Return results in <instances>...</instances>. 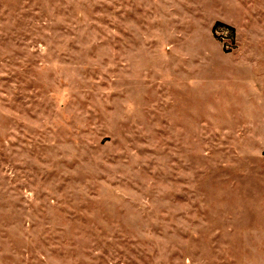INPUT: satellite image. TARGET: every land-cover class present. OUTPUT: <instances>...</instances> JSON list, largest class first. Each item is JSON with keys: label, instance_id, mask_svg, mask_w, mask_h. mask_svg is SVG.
<instances>
[{"label": "rangeland", "instance_id": "rangeland-1", "mask_svg": "<svg viewBox=\"0 0 264 264\" xmlns=\"http://www.w3.org/2000/svg\"><path fill=\"white\" fill-rule=\"evenodd\" d=\"M0 264H264V0H0Z\"/></svg>", "mask_w": 264, "mask_h": 264}]
</instances>
